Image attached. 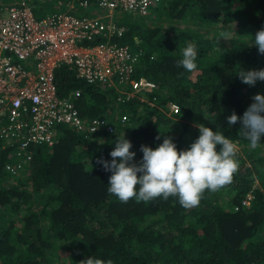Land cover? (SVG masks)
I'll use <instances>...</instances> for the list:
<instances>
[{"label":"trees","instance_id":"trees-1","mask_svg":"<svg viewBox=\"0 0 264 264\" xmlns=\"http://www.w3.org/2000/svg\"><path fill=\"white\" fill-rule=\"evenodd\" d=\"M63 1L51 0L50 6L94 18L86 11L98 0L61 6ZM154 9V27L127 25L122 36L83 43L124 48L120 64L131 70L125 89L130 80L145 78L157 86L156 103L164 109L176 103L180 113L171 119L146 104L143 114L138 110L146 95H140L124 108L128 120L122 122L110 113L117 106L105 87L80 81L74 69L56 71L60 94L83 91L75 103L82 119L100 118L116 132L99 143L98 136L85 132L83 138L62 124L54 128L58 144H30L26 150L20 142L0 139V264H82L93 258L105 264H264V145L251 149L240 137V123L227 124L228 116H242L251 98L264 94V82L249 87L235 75L239 68L264 69V56L248 48L246 38L264 28V0H160ZM189 43L198 64L191 73L176 66ZM196 124L238 144L231 184L215 193L206 190L191 209L174 197L122 203L108 193L111 173L98 161L112 159L123 130L138 163L142 145L155 149L165 138L186 150L198 138Z\"/></svg>","mask_w":264,"mask_h":264},{"label":"clouds","instance_id":"clouds-1","mask_svg":"<svg viewBox=\"0 0 264 264\" xmlns=\"http://www.w3.org/2000/svg\"><path fill=\"white\" fill-rule=\"evenodd\" d=\"M50 1L51 0H0V3H2L1 9L5 14H7V11L5 10L6 8H17L20 10L30 9L36 21L39 22L50 16L45 14L46 8L50 5ZM158 3L150 9L157 8ZM40 5L42 6V11L39 8ZM121 12L127 13L125 11L117 10L114 14ZM148 14L143 17L148 16ZM136 16L137 15H133L134 18ZM151 21L147 24L150 25ZM118 26L125 28V32L128 30L125 25ZM246 38L249 42L248 48L255 47L258 50V54L264 56V28L257 31L254 38L251 36H247ZM96 40L88 42L94 43ZM85 42L86 41H84V43ZM84 43L81 45L84 49H94L101 46L94 45L87 47L84 46ZM196 61V47L194 44L189 43L183 49L182 56L177 61L176 66L182 68L185 72L191 73L198 69ZM29 68L31 69L30 66ZM34 69L35 68L33 67L32 71ZM63 69L68 73L69 71L72 72V69H74L77 79L88 85L105 87L106 96L108 99L114 101L113 106H117L110 113L114 118L116 117L122 122L126 123L128 120V116L122 114L124 108L128 107L127 104L133 99L139 98L140 95H146L145 98H140L144 104L138 110L143 114L144 105L146 104H150L151 107L162 111L171 119L180 113V107L176 103H169L165 109L161 108L156 103L158 96L154 95L157 88L156 84L145 78L130 80L128 89H125L124 82L128 80L127 74L131 72L130 68H126L125 66H122L118 74L111 76L106 81L87 80L85 77L79 75L77 66L75 65L63 64L55 70V73L56 71H61ZM235 75L243 84L248 85L249 87H254L258 82H264V69L245 71L239 68ZM116 77H119V81L115 80ZM55 82L57 83L56 79ZM146 83H151L154 87L151 86V88H149L143 86V84ZM63 85L67 88L66 80ZM135 85H137V87ZM82 95L83 91L76 88L70 92L69 96H64L59 93L58 86V98L72 104L73 110H76L79 115L80 113L76 108L75 103L78 99L82 98ZM251 99L253 102L247 107L243 115L238 116L233 112L227 117V124L228 126H233L239 122L241 125L239 131L241 139L246 141L251 149H256L259 146L264 145V143L261 142L264 140V94H257ZM118 103L119 105H117ZM80 118L82 119L81 115ZM24 120L29 125L28 129L16 131L11 127L9 118L3 116L0 128L4 129L1 130L0 139L9 138L12 142H20L23 144V142L29 137V129L33 124L32 113L28 112L24 116ZM96 121L100 123L99 130L95 133L90 132L91 129H89V126ZM83 122L87 127V129L82 132L84 133L83 138L87 137V135H85L86 132L90 134V138L98 136L97 140L99 143H104L105 135L116 132L112 124H109L100 118L89 123L84 120ZM63 125L66 126L68 130L67 132L77 134L80 132L67 123ZM55 126L57 125L52 126L50 131L52 133L51 143H43L38 146H54L59 143L60 137L55 133ZM195 126L198 130V138L192 142L186 150L178 151L177 145L173 140L165 138L155 149L142 145L140 147L142 159L138 163L134 162L136 153L130 151L133 145L125 138L126 134L123 130L122 134L117 136L114 141L113 150L109 154L112 159L110 161H98L105 171L111 173L107 185L108 193L115 196L122 203H127L132 199L147 203L157 198L167 200L169 197H174L178 200L181 207L191 209L199 206L206 190L210 193H215L226 185L231 184L233 176L239 167L238 160L236 159L238 144L219 130L214 132L203 124H196ZM4 132L7 133V136L3 135ZM19 158L23 163L19 162V164H17L18 167H16L21 169L20 166L24 164V156L19 155ZM27 160H31V158H28ZM16 167L13 165L8 168L15 169ZM257 183L258 182H256V184ZM249 199H251V197ZM82 264H105V262L93 258L87 259L82 262Z\"/></svg>","mask_w":264,"mask_h":264},{"label":"built area","instance_id":"built-area-1","mask_svg":"<svg viewBox=\"0 0 264 264\" xmlns=\"http://www.w3.org/2000/svg\"><path fill=\"white\" fill-rule=\"evenodd\" d=\"M158 2L98 0V7L109 11L108 14L89 18L66 12L52 14L39 22L30 9L6 8L5 14L0 3V123L6 116L13 129L22 131L29 126L24 116L32 113L33 124L22 150L30 144L51 143L50 131L54 125L67 123L80 132L87 129L72 104L58 98L55 70L63 64L75 65L79 75L89 81H106L118 74L122 68L120 61L126 54L124 48L104 44L99 48L84 49L82 42L122 36L125 28L116 24L114 12L145 16ZM81 6L88 7V3H81ZM143 86L154 87L151 83ZM99 124L93 122L89 126L90 132H97ZM3 135L7 136V133Z\"/></svg>","mask_w":264,"mask_h":264},{"label":"rangeland","instance_id":"rangeland-1","mask_svg":"<svg viewBox=\"0 0 264 264\" xmlns=\"http://www.w3.org/2000/svg\"><path fill=\"white\" fill-rule=\"evenodd\" d=\"M64 3L65 4L68 3L67 0H64ZM39 8H40L41 11L43 10L41 5L39 6ZM47 8H46L45 14L52 15L55 12V11H53V8L52 7H50L49 9H47ZM78 10H79V6L76 3V9L74 10V12H78ZM61 12L66 13L67 11L61 10ZM86 12L89 13V14H92L94 17L108 14V11H102L96 5H93V6L89 7ZM156 16H157V14L155 12V9L152 8V9H150L148 16H146V17L137 15L134 18L132 14L121 12V13H115L114 14V17H116V19L115 18L114 19H115V21L118 24H121V25H126V26L127 25L128 26H131V25H139V26H142L143 25V26H145V25H147L148 22L151 21L152 18H154ZM150 26L151 27H154L153 24H150ZM104 91H106V90H104ZM147 110H148V108L145 106V108H144V114H145V112Z\"/></svg>","mask_w":264,"mask_h":264},{"label":"crops","instance_id":"crops-1","mask_svg":"<svg viewBox=\"0 0 264 264\" xmlns=\"http://www.w3.org/2000/svg\"><path fill=\"white\" fill-rule=\"evenodd\" d=\"M62 5H64L65 6V3H64V1L61 3V6ZM49 6V5H48ZM51 6H49L47 9H49ZM56 9H60V8H56ZM55 8L53 9V11H55L53 14H65V13H63V12H61V10H64V8L63 9H60V10H56ZM2 129H4V128H0V133H1V130Z\"/></svg>","mask_w":264,"mask_h":264}]
</instances>
